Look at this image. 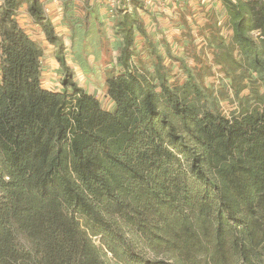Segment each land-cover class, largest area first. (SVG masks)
I'll return each instance as SVG.
<instances>
[{"label":"trees","instance_id":"obj_1","mask_svg":"<svg viewBox=\"0 0 264 264\" xmlns=\"http://www.w3.org/2000/svg\"><path fill=\"white\" fill-rule=\"evenodd\" d=\"M0 1V264H264V0H218L169 61L125 15L112 111L71 81L40 0ZM23 7L70 91L42 87Z\"/></svg>","mask_w":264,"mask_h":264},{"label":"crops","instance_id":"obj_2","mask_svg":"<svg viewBox=\"0 0 264 264\" xmlns=\"http://www.w3.org/2000/svg\"><path fill=\"white\" fill-rule=\"evenodd\" d=\"M40 2L44 11H47L45 16L54 26L55 34L64 47V64L71 74V81L100 103L104 100L107 108L113 110L114 104L106 94L107 79L102 81L103 88L97 89L96 85L92 84V78L85 77L84 68L92 74L94 64L97 68L96 62L104 56L103 50H107L113 63H107L103 70L112 73L113 76L122 72L119 44H123V41L120 27L115 29L123 19L122 15L110 16L104 4L93 0H40ZM132 8L143 22L152 43L162 50L168 45L173 53L180 49L174 39L183 32L184 22L194 32V29L197 31L199 26L206 22L207 13L216 12L220 15V20L224 17L223 6L218 0H133ZM17 21L42 51L40 59L42 87L57 93L70 91L69 87L64 85L66 76L57 59L55 46L47 42L41 28L32 22L25 7L19 10ZM135 35L137 51L141 52L144 59H148L145 39L138 32ZM86 49H97V55L89 53L86 57L87 62L82 56L83 50ZM87 64L93 66V69H88Z\"/></svg>","mask_w":264,"mask_h":264},{"label":"rangeland","instance_id":"obj_3","mask_svg":"<svg viewBox=\"0 0 264 264\" xmlns=\"http://www.w3.org/2000/svg\"><path fill=\"white\" fill-rule=\"evenodd\" d=\"M124 16H125V14H123L122 15V18H124ZM121 21H123V19L121 20ZM196 24V23H195ZM119 24L118 25H116L115 26V29H119ZM196 29H194V33H196L197 31H195ZM198 30V29H197ZM122 36V35H121ZM118 39H120L119 37H118ZM202 41V39L200 38V39H198L197 40V42H201ZM203 44H201V43H199V47H201ZM119 48H121V50H122V48H123V44L122 43H120L119 44ZM158 49V48H157ZM158 51L159 52H162V55L167 59V61H169V59H168V57H167V55H166V53H165V51H164V48H163V50L162 49H158ZM178 52H179V54L180 55H182L183 53H182V50L181 49H179L178 50ZM89 53L90 54H96L97 55V49H86L85 51L83 50V53H82V56H83V58L86 60V62L88 61V59H86V57L89 55ZM141 53V52H140ZM139 53V54H140ZM103 57L101 58V60L100 61H97L96 62V64H97V68L95 67V64H94V72L92 73V74H90V72H88L85 68H84V66H83V68H84V70H85V77H91L92 78V84H94V85H96V88L98 89V88H103V86H102V81H103V79H108V78H110V77H112L113 76V74L112 73H106L104 70H103V68H104V66L107 64V63H113V59H112V57H110V55H109V52H107V50H103ZM141 55V54H140ZM141 58H142V56H140ZM144 59V58H143ZM144 61L145 62H148L149 63V61L147 60V59H144ZM134 64L135 65H137V63L134 61ZM88 65V69H93V66L91 67V65H89V64H87ZM89 67H91V68H89ZM175 72H177L176 70H175ZM71 75V74H70ZM178 77L179 78H184L183 77V75L181 74V73H178ZM220 78H222V76H220ZM210 81H213V79H210ZM214 82V81H213ZM215 84H219V82L218 81H215ZM236 105H237V103L236 102H234L233 104L232 103H230V102H227V101H225V102H222L221 103V107H222V110H223V113L225 114V115H229L230 114V112L231 111H233V110H235L236 109ZM101 106L103 107V108H105L106 110H109V111H112V110H110V108L108 107L107 108V103H105L104 102V100L102 101V103H101ZM149 258H153L154 256L153 255H151L150 253H148V255H147Z\"/></svg>","mask_w":264,"mask_h":264},{"label":"built area","instance_id":"obj_4","mask_svg":"<svg viewBox=\"0 0 264 264\" xmlns=\"http://www.w3.org/2000/svg\"><path fill=\"white\" fill-rule=\"evenodd\" d=\"M100 4H104L110 16L116 15H131L133 12L132 1L133 0H93ZM47 13V11H45ZM220 24V23H219ZM254 37H260L258 32L254 33Z\"/></svg>","mask_w":264,"mask_h":264}]
</instances>
